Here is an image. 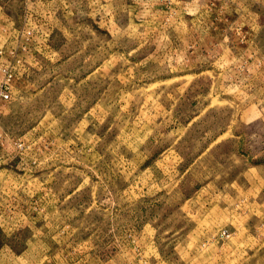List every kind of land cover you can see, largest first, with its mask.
<instances>
[{
  "label": "rangeland",
  "instance_id": "rangeland-1",
  "mask_svg": "<svg viewBox=\"0 0 264 264\" xmlns=\"http://www.w3.org/2000/svg\"><path fill=\"white\" fill-rule=\"evenodd\" d=\"M0 264H264V0H0Z\"/></svg>",
  "mask_w": 264,
  "mask_h": 264
},
{
  "label": "built area",
  "instance_id": "built-area-1",
  "mask_svg": "<svg viewBox=\"0 0 264 264\" xmlns=\"http://www.w3.org/2000/svg\"><path fill=\"white\" fill-rule=\"evenodd\" d=\"M0 98L1 99H7L8 98V94L6 91H4V89L0 90Z\"/></svg>",
  "mask_w": 264,
  "mask_h": 264
}]
</instances>
